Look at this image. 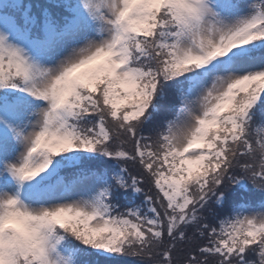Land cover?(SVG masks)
Returning a JSON list of instances; mask_svg holds the SVG:
<instances>
[{
  "label": "snow or ice",
  "instance_id": "obj_1",
  "mask_svg": "<svg viewBox=\"0 0 264 264\" xmlns=\"http://www.w3.org/2000/svg\"><path fill=\"white\" fill-rule=\"evenodd\" d=\"M0 264H264V0H0Z\"/></svg>",
  "mask_w": 264,
  "mask_h": 264
},
{
  "label": "trees",
  "instance_id": "obj_2",
  "mask_svg": "<svg viewBox=\"0 0 264 264\" xmlns=\"http://www.w3.org/2000/svg\"><path fill=\"white\" fill-rule=\"evenodd\" d=\"M34 2V1H33ZM47 0H38V2H34V4H39V3H46Z\"/></svg>",
  "mask_w": 264,
  "mask_h": 264
}]
</instances>
